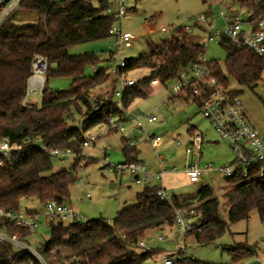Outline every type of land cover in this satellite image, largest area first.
<instances>
[{
	"label": "trees",
	"instance_id": "16d2710c",
	"mask_svg": "<svg viewBox=\"0 0 264 264\" xmlns=\"http://www.w3.org/2000/svg\"><path fill=\"white\" fill-rule=\"evenodd\" d=\"M234 1L244 7L250 17L264 15V0ZM108 4L107 0H21L19 10L35 13L36 18L15 22L9 16L0 24V140L6 138L15 144L13 152L19 153L17 159L4 160L0 165V209L18 211L23 206L22 198L36 199L41 205L48 200L64 203L75 179L74 170L81 158L85 132L107 124L111 116L123 114L135 98H146L153 78L172 79L183 66L203 57V45L191 40L180 28L169 39L149 44L147 53L124 60L123 67L116 68L110 90L93 94L92 91L106 80V74L97 71L86 75L85 67L112 60L115 52L109 50L107 57L101 59L93 52L70 54L68 50L77 44L115 38L109 29L116 20L105 13ZM219 43L227 51L225 75L216 62H208L218 82L228 88L229 77L238 86L252 90L261 78L264 58L236 47L225 37H219ZM34 54L42 55L47 61L43 74L46 80L38 105L24 102ZM141 68L147 69L148 75L127 88L121 98L122 108H119L114 95L117 77ZM49 77H68L69 88L50 89ZM173 98L191 99L197 104L189 92L168 97ZM74 114L78 115L76 123H72ZM193 131V126L187 128L189 134ZM51 148H67L76 153L69 170L51 172L52 156L48 153ZM121 152L124 162L137 161L138 151L124 137H121ZM224 183L221 199L226 208V220L221 216L222 206L214 194L215 189L208 183L199 185L194 198L170 194L169 200L164 202L157 201L153 195L156 184H144L136 194V203L118 210L110 221H74L68 225L49 222L48 239L33 249L45 264H63L72 258L77 261L71 264H143L159 249L141 248L137 241L152 238L153 234L164 230L171 231L177 208H190L197 216L201 229L191 235L199 245L212 243L229 223L246 219L253 211L264 223V174L260 175L258 169L253 168L247 177L235 174L224 179ZM6 229L22 240L31 233L9 224ZM256 249L257 246L243 244L226 247L231 259L227 264H237L255 255ZM0 264L42 263L28 250L0 242ZM175 264L218 263L189 258Z\"/></svg>",
	"mask_w": 264,
	"mask_h": 264
},
{
	"label": "rangeland",
	"instance_id": "374dc122",
	"mask_svg": "<svg viewBox=\"0 0 264 264\" xmlns=\"http://www.w3.org/2000/svg\"><path fill=\"white\" fill-rule=\"evenodd\" d=\"M107 2L110 3L111 0ZM126 7V13L116 22V25L136 37L130 46L123 44L116 46V39L110 36L77 44L68 50L70 54L93 52L101 59L107 57L109 50L115 52L112 60H103L96 65L85 67L86 75H92L97 71L106 74L104 83L92 91L95 95L110 90L115 80L113 70L117 62L147 53L149 44H157L159 41L169 39L180 28L184 30L185 27H189L190 30L186 33L191 40L199 43L204 32L196 26L198 16L207 15L206 19L210 23L209 29L214 31L216 28H224V20L219 17V12L228 15L233 9L238 10L239 8L234 0H126ZM10 17L15 22H23L35 19L36 14L25 13L16 8L10 13ZM161 27L166 28L167 32H160ZM203 47V58L207 62H216L225 75L224 62L227 51L220 45L219 38L216 41L204 43ZM146 75H148V70L141 68L125 73L124 77L138 79ZM45 80L44 75L43 82ZM228 81V88L241 89L238 96L242 101L246 118L264 139V93L261 90V81L259 80L252 90L238 86L229 77ZM69 84L68 77L47 78V86L52 90H66ZM114 88H119L117 80ZM170 95L169 86L155 85L146 98L137 97L128 106V111L138 114L148 113L157 117L153 123L143 122V129L146 132V134L140 132L143 141L138 140L140 134L136 131L130 133L128 126L124 132H119L109 130L107 124H100L85 132L84 136L93 135L96 141L82 148V157L74 170L75 179L69 186V195L64 201L78 216L83 217L85 221L97 219L110 221L118 210L136 203V194L142 190L143 184H136L133 177L127 173L117 175L107 168L108 165L125 161L121 152V137L129 136L128 138L132 140L138 151L137 160L143 162L151 173L158 171L159 161H162L165 169L175 168V174L179 177L184 169L186 158L189 162L194 160L195 156L186 157L183 146H176L177 141L186 142L185 133L190 126L195 127L203 135L200 165L211 163L213 168L217 169L233 161L232 151L201 115L197 104L191 99H168ZM26 101L39 103L40 96L37 94L29 96ZM73 120L72 123L78 121L77 114H74ZM147 135L149 137L160 136L162 140L152 147L145 137ZM106 148L108 149L105 150ZM72 161V157L53 156L51 172L69 170ZM203 178L214 187V194L222 206L221 194L225 188L224 179L227 177L222 176L217 170H212L204 172ZM177 180L176 183L170 184L167 191L178 198H194L199 184H188ZM26 208L38 212L39 226L30 233L26 240H18L30 246L33 253L35 252L33 248L48 239L51 220L43 215V205L36 199L29 200ZM221 216L226 220V208L223 206ZM68 223V221L63 222L64 225ZM157 234L162 235V240L156 239ZM175 241H182V238L168 230L153 234L145 248L159 250L143 264H162L164 255L172 254ZM183 242L188 258L218 264H227L231 261L230 255L225 250L226 247L239 244L248 247L257 246L255 255L237 264H253L255 260L256 264H264V223L259 220L254 211L246 219L229 223L223 234L210 244L199 245L190 235L186 236Z\"/></svg>",
	"mask_w": 264,
	"mask_h": 264
},
{
	"label": "built area",
	"instance_id": "2783aa9c",
	"mask_svg": "<svg viewBox=\"0 0 264 264\" xmlns=\"http://www.w3.org/2000/svg\"><path fill=\"white\" fill-rule=\"evenodd\" d=\"M21 0H0V24L10 16V13L18 8ZM126 0H111L105 9V13L118 20L126 13ZM219 17L224 20V28H216L210 30V23L206 16L200 15L197 18V28L204 32V36L200 38L198 44L203 45L207 42L216 41L219 37H225L228 41L238 48H246L252 53L264 58V15L259 17H250L248 11L244 7H239L238 10L225 14L219 12ZM115 24L109 29L110 34L115 36L116 45L121 44L130 46L134 35L127 31L121 30ZM189 31V27L184 28ZM160 32H167V29L161 27ZM124 62L116 63V68L123 67ZM116 68L113 70L116 72ZM31 74L29 79L30 90L39 89L41 91L43 85V74L47 69V61L40 54H34L30 62ZM264 70H262L261 90L264 93ZM36 81V85L32 84ZM119 88L115 89L114 95L116 104L122 108V95L128 87L137 83L135 78H125L124 73L117 77ZM155 85L169 86L171 95H177L182 92H189L190 97L197 101L201 115L206 119L209 125L213 128L218 137L223 140L230 148L234 155L233 161L226 166L214 169L211 163L200 165L202 136L200 132L193 131L189 134L185 133L186 142H176V146H183L186 157L195 156L193 161H188L186 158L184 163V174L188 184H198L201 176L206 171L217 170L224 177H232L239 174L242 177H247L249 170L257 168L260 175L264 174V139H262L258 131L249 124L245 112L243 110L242 101L238 93L241 89H230L220 84L213 74V70L209 66L207 60L200 57L199 61L183 66L178 75L174 78H166L160 81L159 78H153L149 86L152 88ZM157 117L152 114H138L125 110L123 114L111 116L108 119L107 125L110 129L124 132L126 126L131 125L137 131L146 132L143 129V122L153 123ZM150 144L155 147L161 142L160 136L149 137L145 136ZM143 138V136H142ZM96 137L87 135L84 137L81 149L93 144ZM130 145H134L132 141H128ZM41 148L43 146L38 144ZM16 145L10 143L6 138L0 140V165L4 160L10 161L17 159L19 153H14ZM106 148L105 150H107ZM50 156L54 157H72L76 156L70 149L51 148L48 150ZM82 157V154H80ZM160 170L154 174L148 172L143 163L139 161H128L108 165L110 172L117 175L129 174L133 177L136 184H146L153 180L157 188L153 192L155 199L159 202L168 201L170 193L163 187L161 180L162 175L167 171L164 168L162 161H159ZM27 199L22 198L23 206L18 211H9L0 209V242H7L15 249L28 250L42 264H45L40 256L35 252H31L30 246L20 242L16 233L9 234L6 229V224L24 228L32 232L39 226L38 212L24 207ZM43 215L54 222H85L83 217L67 206L65 203H59L55 200H48L43 205ZM174 224L172 230L176 236H180L182 241H175L172 254H166L163 257L162 264H175L176 262L189 259L186 255V246L183 242L184 238L194 232L200 231V223L197 221V216L190 208L180 207L174 212ZM157 240H162V235H156ZM22 240V239H20ZM146 238L137 241V245L141 248L146 247ZM77 261V258L66 260L63 264H71ZM256 260L253 264H256Z\"/></svg>",
	"mask_w": 264,
	"mask_h": 264
},
{
	"label": "crops",
	"instance_id": "0c3cea01",
	"mask_svg": "<svg viewBox=\"0 0 264 264\" xmlns=\"http://www.w3.org/2000/svg\"><path fill=\"white\" fill-rule=\"evenodd\" d=\"M233 11H236L235 9H233L231 12H233ZM32 84L33 85H36V81H32ZM28 86H29V79L27 80V92H26V96H25V101L24 102H28V103H30V104H33V105H38L39 103H35V102H29V101H26V99L29 97V96H34V95H39L40 96V90L39 89H34V90H30L29 88H28ZM174 99H176V98H174ZM128 127H129V131H130V133H133V132H137V133H139L140 134V136L138 137V140L139 141H143L144 139L142 138V135H141V133L139 132V131H137L133 126H131V125H128ZM109 130H113V129H110L109 128ZM187 131V130H186ZM194 131H198L195 127H194ZM198 132H200V131H198ZM200 134H201V136H202V143H203V135H202V133L200 132ZM129 137V136H128ZM128 137H124L125 139H127L128 141H132L130 138H128ZM135 146V145H134ZM152 146V145H151ZM153 147V146H152ZM201 150H202V145H201ZM137 159V158H136ZM137 161H139V160H137ZM139 162H141V161H139ZM141 163H143V162H141ZM160 170V164H159V166H158V171ZM167 171L162 175V180H161V183H162V185H163V187L167 190V188H169V186H170V184L172 185L174 182L176 183L178 180L177 179H179L180 181H182V182H184V183H187L186 182V178H185V174H184V171H182V174H179V177H177L178 175L177 174H175V168H172V169H166ZM184 170V169H183ZM157 171V172H158ZM149 172V171H148ZM149 173H151V172H149ZM156 173V172H155ZM151 174H154V173H151ZM181 175V176H180ZM203 175H204V173H203ZM203 175L201 176V178H200V181H199V185H201V184H206L207 182L204 180V178H203ZM174 178V180H172ZM172 182V183H171ZM154 182H151L150 181V183H146V184H153ZM209 184V183H208ZM144 185V184H143ZM27 202H29V199H27L26 201H25V203H24V207H26L27 206ZM170 232V231H169ZM189 236V235H188ZM190 236H192V235H190ZM193 238V237H192ZM165 256V255H164Z\"/></svg>",
	"mask_w": 264,
	"mask_h": 264
},
{
	"label": "water",
	"instance_id": "95a60500",
	"mask_svg": "<svg viewBox=\"0 0 264 264\" xmlns=\"http://www.w3.org/2000/svg\"><path fill=\"white\" fill-rule=\"evenodd\" d=\"M146 239H147V241H149L151 238L150 237H147Z\"/></svg>",
	"mask_w": 264,
	"mask_h": 264
}]
</instances>
